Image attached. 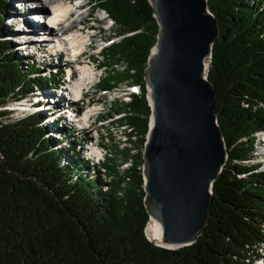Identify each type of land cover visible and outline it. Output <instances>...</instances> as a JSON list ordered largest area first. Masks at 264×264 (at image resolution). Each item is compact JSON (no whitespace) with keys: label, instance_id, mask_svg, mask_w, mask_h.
Here are the masks:
<instances>
[{"label":"trees","instance_id":"1","mask_svg":"<svg viewBox=\"0 0 264 264\" xmlns=\"http://www.w3.org/2000/svg\"><path fill=\"white\" fill-rule=\"evenodd\" d=\"M92 1L120 37L103 49L100 65L115 78L97 88L139 86L113 112L116 124L130 129L127 140L136 136L143 150L151 112L143 71L158 31L152 7L148 0ZM6 4L0 0V264H249L264 242V171L248 162L264 132V0H207L219 34L206 76L228 156L212 185L202 234L176 249L146 236L142 152L116 147L120 158L96 166L78 155L75 137H57L64 130L44 111L8 117L6 103L57 81L40 77L41 69L5 37Z\"/></svg>","mask_w":264,"mask_h":264},{"label":"water","instance_id":"2","mask_svg":"<svg viewBox=\"0 0 264 264\" xmlns=\"http://www.w3.org/2000/svg\"><path fill=\"white\" fill-rule=\"evenodd\" d=\"M148 1L158 31L143 71L151 110L143 204L161 227L154 243L176 249L202 234L211 188L228 156L206 76L219 29L207 0Z\"/></svg>","mask_w":264,"mask_h":264},{"label":"rangeland","instance_id":"3","mask_svg":"<svg viewBox=\"0 0 264 264\" xmlns=\"http://www.w3.org/2000/svg\"><path fill=\"white\" fill-rule=\"evenodd\" d=\"M43 4L47 5L48 2L45 0H41ZM57 1H63V0H57ZM75 2L85 3L88 2V6L85 5L82 9V12L84 14H88L90 12V16H88L87 19V26H91V28L87 29L85 32L90 34H96V37H94L91 40L90 46H86L83 49V56L79 57L78 62L87 61L92 63L95 67V73L96 76L100 77L101 80L107 81L109 79H114L115 77L113 75H108V67L100 66L103 63V57L102 53L98 54V50L103 45H107L111 41H116L120 37L116 36L114 32H116V26L115 24L109 29L108 24L106 22H99L100 20H95L94 18H100L102 15V12L99 11V7L97 6L98 3H94L92 0H74ZM26 8L24 5L19 4L18 0H7V4L5 6V16H4V24L3 29L6 34L5 37L11 41L13 45H16L15 51L17 55H23L29 54L28 50L31 51V54L29 56H33V54H37V57L33 56L32 59L34 61L35 68L41 69L39 76L40 77H54V79L59 82L61 79H63V70H67V64L68 62L65 61L67 56L65 54L60 55L61 58L53 56V54H50V45H45V52L46 55L42 56L41 51L42 48H44V45L42 47L38 46L37 44H31L29 41L24 42L23 39L28 38L23 35V31L26 32V29L23 28V22L22 17H25L26 21H28L29 12L27 14ZM25 11V13H23ZM86 14V15H87ZM81 17L73 16L72 18H76L77 20L81 19ZM110 23V22H109ZM99 27V28H98ZM28 30V29H27ZM59 33V31H58ZM57 34V33H56ZM29 39V38H28ZM102 45V46H101ZM40 52H37V50ZM37 53H34L35 51ZM25 54H24V53ZM43 57V58H40ZM29 59V58H28ZM95 62V63H94ZM75 67V66H73ZM124 66L121 65V69ZM119 71L121 70L118 66L117 68ZM97 77L94 80H97ZM59 79V80H58ZM132 84H128L125 82L119 83L117 88L110 91V92H100L97 88V85H89L86 89L87 92L84 95L83 103H77L75 106V110L81 111L82 109H89L87 107L90 102H92L90 105L93 107H96L97 109L92 113V116L90 118V124L91 126L85 127L83 131L78 130L80 125L75 126V130H70L69 134L71 137H75V140L72 142V144L75 143V146L83 137H92L95 139V141L99 144L100 150L102 152V155L100 156V162L104 159V162H106L109 158L115 157L116 152L115 149H124L128 148L131 149L130 153H137L142 152V149L139 148V146L136 144L137 139L136 136H133L131 138V141H128L124 131L127 130V127H120L116 124V118L119 117V115H116L113 112V107L116 106V104L120 103V101L126 102L129 100V87H131ZM50 86L47 85L46 87H41L36 89L37 92H35L33 95H30L27 98L22 99L21 101L16 102H9L6 103L3 107L4 109L10 111V114L8 117H11L13 119L20 118L24 116L27 113H30L32 110V107L30 105L31 101H34L35 99L33 97L37 96L38 100L42 102L45 100V97H47V94H53L55 95L52 90L49 88ZM49 88V89H48ZM51 94V95H52ZM43 103V102H42ZM45 105V104H43ZM1 109V108H0ZM12 109V110H11ZM49 113H46V115ZM81 114V113H80ZM87 124V125H88ZM86 125V126H87ZM59 129H61L60 125H57ZM59 133H62L60 130H58ZM259 138H264L263 134H258ZM112 139V140H111ZM127 140V141H126ZM124 141V142H123ZM255 147H254V153L253 157L248 161L250 164H257V171H264V158H261L259 155V152H257V149H263L264 144H259V139L257 138L255 140ZM67 143L71 142V138L69 141H66ZM67 143H63V147H67ZM79 148H77V151L79 153ZM260 151V150H259ZM120 153V152H119ZM80 155V154H78ZM117 159L120 158V155L117 154ZM96 160V159H95ZM263 160V161H262ZM118 161V160H117ZM126 167V164H122L119 166V169H123ZM146 235V234H145ZM147 236V235H146ZM149 238V237H147ZM257 254V252H255ZM255 254H253L255 256ZM252 259V256H249ZM249 264H252V261H247ZM257 264L261 262H256ZM254 264V263H253Z\"/></svg>","mask_w":264,"mask_h":264},{"label":"bare ground","instance_id":"4","mask_svg":"<svg viewBox=\"0 0 264 264\" xmlns=\"http://www.w3.org/2000/svg\"><path fill=\"white\" fill-rule=\"evenodd\" d=\"M18 3L22 5L24 4L23 1L20 2L18 1ZM38 3H40L39 11L40 10L46 11V6L42 3V1L38 0ZM50 4H52L51 12L53 13V18L54 17L63 18L64 19L63 24L56 29H52V28L48 29L46 25L42 26L37 22L36 23L28 22L26 21L25 17H22L23 19L22 22H24L23 23L24 28L26 29V32L23 31V35L29 38V39L25 38L23 40L24 42L25 41H29V43L31 42L30 45L37 44L40 47L48 44L50 45V49H49L50 53L55 52L56 55L60 54L61 50H63L64 53L66 52V56L70 60V61L67 60L68 61L67 68L69 64H71L70 62H72V64H74L75 66L71 70H69L71 71L72 76H74V78H71L70 82L67 84V87L69 88V95L71 97H78L80 94L85 95V89L92 83V81L96 77L95 68L87 61H82L79 63H76L75 61L79 60V57L83 56L82 55L83 49L86 47V44L91 40L92 37V34L85 32V29L87 28L86 24L88 19V16L86 15L87 13L86 14H84L85 12L80 13L77 17H81V16L83 17L77 20L76 18L74 19L72 18L73 15L67 16L68 11L71 8V0H63V1L50 0ZM26 12L28 14L29 11L26 10ZM23 13H25V11H23ZM111 22L113 23V21ZM129 88H130L129 93L139 92V86L137 85H132ZM50 98L51 97L49 94H47V97H45V99H50ZM91 103L92 102H90V104ZM90 104L87 105V107L89 106L88 107L89 109H85L80 114L77 120L78 125L86 126L89 123L90 121L89 115H91L97 109L94 106L92 107ZM125 132L126 129L124 133ZM124 136H126V134ZM127 137L128 136H126V138ZM256 151L259 152L261 158H264V147L263 149H257ZM91 154H94L98 157L101 153L99 150L97 151L92 150ZM146 234L151 241L155 243H159L161 238L160 224L156 220L150 218L146 226ZM247 261H252L254 264H257L256 262H261L259 264H264V242L257 247V255H255V257L252 256V259L249 258L247 259Z\"/></svg>","mask_w":264,"mask_h":264}]
</instances>
